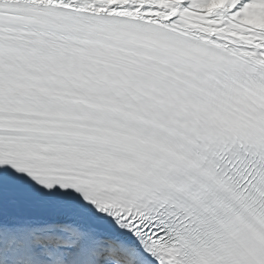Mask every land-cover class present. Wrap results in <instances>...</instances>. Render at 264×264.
I'll list each match as a JSON object with an SVG mask.
<instances>
[{
  "label": "snow or ice",
  "instance_id": "6c2138e0",
  "mask_svg": "<svg viewBox=\"0 0 264 264\" xmlns=\"http://www.w3.org/2000/svg\"><path fill=\"white\" fill-rule=\"evenodd\" d=\"M0 264H264V0H0Z\"/></svg>",
  "mask_w": 264,
  "mask_h": 264
}]
</instances>
